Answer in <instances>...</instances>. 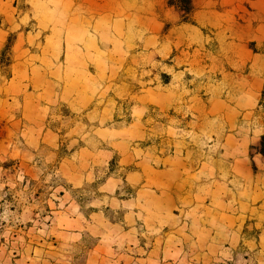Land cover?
<instances>
[{
	"label": "rangeland",
	"instance_id": "obj_1",
	"mask_svg": "<svg viewBox=\"0 0 264 264\" xmlns=\"http://www.w3.org/2000/svg\"><path fill=\"white\" fill-rule=\"evenodd\" d=\"M248 21L264 0H0V264H264V91L254 133L216 102Z\"/></svg>",
	"mask_w": 264,
	"mask_h": 264
},
{
	"label": "crops",
	"instance_id": "obj_2",
	"mask_svg": "<svg viewBox=\"0 0 264 264\" xmlns=\"http://www.w3.org/2000/svg\"><path fill=\"white\" fill-rule=\"evenodd\" d=\"M252 42L261 48L256 51L254 46L250 47ZM238 44L242 48L232 51L231 67L222 65L221 75L215 79L216 84L229 87V97H220L216 102L221 112H225L222 120L228 127L235 128L240 124L246 132L254 133L255 111L261 107L259 103L264 91V21L257 25L248 21L245 31L230 41L232 50ZM218 70L215 67L216 75ZM258 131L264 133V129Z\"/></svg>",
	"mask_w": 264,
	"mask_h": 264
},
{
	"label": "trees",
	"instance_id": "obj_3",
	"mask_svg": "<svg viewBox=\"0 0 264 264\" xmlns=\"http://www.w3.org/2000/svg\"><path fill=\"white\" fill-rule=\"evenodd\" d=\"M170 3L189 11L191 9L192 0H170ZM261 153L264 154V136L261 139Z\"/></svg>",
	"mask_w": 264,
	"mask_h": 264
}]
</instances>
